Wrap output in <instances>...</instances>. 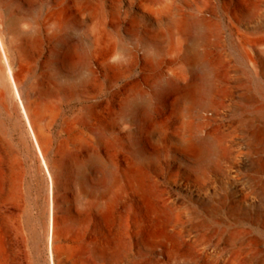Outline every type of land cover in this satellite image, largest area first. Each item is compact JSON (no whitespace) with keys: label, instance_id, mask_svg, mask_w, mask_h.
Segmentation results:
<instances>
[{"label":"bare ground","instance_id":"1","mask_svg":"<svg viewBox=\"0 0 264 264\" xmlns=\"http://www.w3.org/2000/svg\"><path fill=\"white\" fill-rule=\"evenodd\" d=\"M209 4L197 1L196 13L189 15L185 6L190 2L175 8L164 0H0V113L14 118L22 140L31 141L37 171L49 183L46 219L34 232L31 253L15 210L22 191L21 164L3 137L0 119V155L3 152L9 170L1 201L0 264H40L45 253L50 264H195L198 244L172 238L183 237L184 228L175 223L178 230L172 232L167 225L168 234L158 236L150 226L163 220L164 207L147 177L148 152H130L127 144L145 120V140L163 154L175 150L200 168L206 160L219 159L214 171L236 186L241 183V164L254 172L245 181L249 190L237 188L228 207L231 215L242 213L250 199L259 225L264 218V102L252 88L222 84L225 73L218 66L226 55L213 57L202 48ZM229 21L245 66L264 81V38L250 36ZM121 23L127 25V38L109 28ZM133 67H140L141 73L120 84ZM231 72L235 80L242 79L239 67ZM154 77L152 90L164 85L176 96L169 114L149 120L153 99L142 86ZM101 93L108 95L101 99ZM233 96L253 109L242 114L236 127L216 124L221 122L222 104ZM71 101L81 106L64 118L57 139L55 126ZM176 110L185 119L172 146L156 141L170 129ZM233 126L237 133L243 129L244 143L235 132L227 140ZM180 160L183 173L191 176L196 170L187 158ZM183 173L169 177L182 181ZM204 201L212 200L206 195ZM197 226L207 227L203 221ZM239 240L225 235L229 248L218 245L207 258L244 264L241 249L233 253L230 248ZM245 240L251 250L248 264H264L260 241Z\"/></svg>","mask_w":264,"mask_h":264},{"label":"rangeland","instance_id":"2","mask_svg":"<svg viewBox=\"0 0 264 264\" xmlns=\"http://www.w3.org/2000/svg\"><path fill=\"white\" fill-rule=\"evenodd\" d=\"M200 0H164L165 3H173L175 8L184 7L187 3L191 5L185 6V11L189 15L195 14L194 3ZM210 16L208 28L206 31V41L202 48L209 52L213 57L219 56L221 53L226 55L225 61L219 63V71L225 73L223 83L230 89L252 88L257 91L260 100L264 102V81L256 78L253 73L245 66L241 51L236 41L233 26L229 18L234 21L238 28L250 36L264 38V0H209ZM179 5V6H178ZM178 6V7H177ZM165 24V22H164ZM115 34H122L127 38V25L121 23L114 24L109 27ZM126 42H130L128 39ZM239 67L242 72V79L235 80L231 68ZM149 70L148 67H146ZM141 73L140 67H133L127 72V77L120 80V84L126 80H132ZM232 74V75H231ZM157 77L151 78L148 84H143L142 89L148 93L152 99V113L149 120H157L165 116L172 109V102L175 99V92L168 90L165 86L156 87L152 90V83ZM150 88V89H149ZM152 91V92H151ZM218 91L216 86L214 92ZM108 94L101 93L100 98H105ZM222 104V103H221ZM81 106L80 102L71 101L64 106L63 117L55 126L54 133L59 139L64 118L72 115ZM253 105H244L239 102L235 96L230 97L221 106V122L216 124L238 126V120L246 111H251ZM169 114V113H168ZM0 119L4 127V139L17 153L20 164V181L22 191L15 203L16 218L23 227V232L29 240V249L31 253L34 251V232L39 230L40 223L45 220L44 211L46 207V196L49 191V183L47 178L42 177L37 171V157L31 141L24 142L21 138V128L15 127L14 118H8L0 113ZM185 118L182 112L177 111L171 116V127L166 134H161L156 141L163 139L164 144L172 146L174 135L181 132L183 120ZM149 121H141V132L131 135L127 140L128 150L131 152L136 148H142L147 151L145 167L147 177L151 182V188L157 196V200L164 207L163 220L151 223L154 231L158 236L167 233V225L172 232L184 228L186 233L183 237L174 238L177 241L187 242L188 240L197 243L194 247L195 264H219L217 259H208L207 252L214 251L219 245L220 248L228 249L224 242L225 235L233 234L240 238L238 245H234L232 252L242 251L241 263L248 264L246 257L251 252L249 245L245 243L246 238H256L260 241L261 248L264 250V218L255 223V206L249 199L243 207L242 213L237 212L235 215L230 214L228 202L232 201L236 194L237 188H247L245 181L249 176H253L254 172L250 171L246 166L240 165L237 172L240 174L241 183L239 186L224 181L214 171V165L219 164L220 160H206L200 168L195 165L193 159L185 157L175 150L170 149V155L163 154L159 148L153 149V146L145 140V129ZM24 124V121H22ZM233 128L227 130L228 139L234 135ZM238 129L240 127H237ZM242 131L243 129L240 128ZM237 131V130H236ZM240 131V142L244 143V133ZM235 132V133H234ZM236 148L242 149L240 145ZM2 155V156H1ZM0 155V238L4 239V216L2 199L7 192L9 170L8 164L3 152ZM52 157V156H50ZM188 159L190 166L196 171L188 176L183 173L184 168L180 159ZM186 161V160H185ZM3 162V163H1ZM187 162V161H186ZM224 163V161H223ZM2 165V166H1ZM3 169V171H2ZM3 172V173H1ZM6 172V173H5ZM182 172V181H173L170 174ZM5 173V175H4ZM5 177V178H4ZM156 180V182H154ZM5 182V183H4ZM187 183V184H186ZM197 184V186H195ZM4 190V191H3ZM249 189L247 188V191ZM64 192V191H63ZM61 190V193H63ZM209 196L212 200L210 203L204 201L205 196ZM227 197L225 200L222 197ZM252 197V196H251ZM20 201V202H19ZM263 214H264V209ZM264 217V216H263ZM205 222L207 227H199L198 223ZM178 224V229L175 227ZM171 232V231H170ZM42 247V245L40 244ZM49 255V254H48ZM49 256L45 253L40 264H50Z\"/></svg>","mask_w":264,"mask_h":264}]
</instances>
